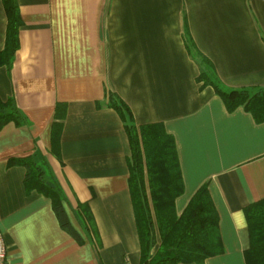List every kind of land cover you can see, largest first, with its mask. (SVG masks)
<instances>
[{
  "label": "crops",
  "instance_id": "obj_1",
  "mask_svg": "<svg viewBox=\"0 0 264 264\" xmlns=\"http://www.w3.org/2000/svg\"><path fill=\"white\" fill-rule=\"evenodd\" d=\"M16 2L18 47L10 69L0 66V99H13L28 124L0 128L7 264H141L129 146L117 113L102 104L107 91L127 105L137 127L161 124L173 138L183 182L178 216L207 186L223 252L203 264H245L243 209L264 199V123L241 108L228 113L212 88L197 83L182 36L185 24L225 86L264 88V0ZM6 24L0 0V52ZM57 104L64 116L54 156ZM25 157L47 162L82 244L60 229L50 200L26 192L25 168L9 165ZM83 204L92 216V240L76 214ZM159 243L156 232L153 252Z\"/></svg>",
  "mask_w": 264,
  "mask_h": 264
},
{
  "label": "trees",
  "instance_id": "obj_2",
  "mask_svg": "<svg viewBox=\"0 0 264 264\" xmlns=\"http://www.w3.org/2000/svg\"><path fill=\"white\" fill-rule=\"evenodd\" d=\"M2 5L7 24L4 48L0 52V66L10 69L18 47V29L21 22L16 0H2ZM182 41L189 59L198 68L197 83L202 88H212L228 113L241 108L255 123H264V88L225 86L211 61L194 45L185 24ZM102 104L117 113L127 137L128 189L138 233L141 264H203L206 259L221 254L223 250L217 213L206 185L194 193L179 216L175 212V201L183 193V182L173 138L165 132L161 124L137 127L130 109L114 93L107 91ZM63 116V105L57 104L51 131V152L54 156H59ZM8 123L21 127L27 125L28 121L13 99H0V128ZM9 165L25 168L26 192L34 190L50 200L60 229L77 244H82V236L68 219L63 192L47 162L44 159L34 161L31 157H25L13 159L9 161ZM76 214L82 231L92 240L95 231L87 205H78ZM243 214L250 242L244 253L245 264H264V199L246 206ZM156 232L160 243L153 252Z\"/></svg>",
  "mask_w": 264,
  "mask_h": 264
},
{
  "label": "built area",
  "instance_id": "obj_3",
  "mask_svg": "<svg viewBox=\"0 0 264 264\" xmlns=\"http://www.w3.org/2000/svg\"><path fill=\"white\" fill-rule=\"evenodd\" d=\"M6 254L7 249L3 240L2 233L0 232V264H7Z\"/></svg>",
  "mask_w": 264,
  "mask_h": 264
}]
</instances>
